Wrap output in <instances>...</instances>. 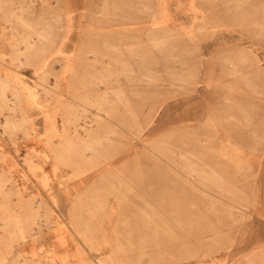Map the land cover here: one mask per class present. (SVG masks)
Here are the masks:
<instances>
[{"label": "rangeland", "instance_id": "1", "mask_svg": "<svg viewBox=\"0 0 264 264\" xmlns=\"http://www.w3.org/2000/svg\"><path fill=\"white\" fill-rule=\"evenodd\" d=\"M0 222V264H264V0H0Z\"/></svg>", "mask_w": 264, "mask_h": 264}, {"label": "bare ground", "instance_id": "2", "mask_svg": "<svg viewBox=\"0 0 264 264\" xmlns=\"http://www.w3.org/2000/svg\"><path fill=\"white\" fill-rule=\"evenodd\" d=\"M14 11V10H13ZM14 13V12H13ZM15 14V13H14ZM158 41V40H157ZM28 42V41H27ZM28 47V46H27ZM25 49V48H24ZM26 51V50H25ZM95 65V64H94ZM6 81V80H5ZM51 81V80H50ZM165 81H170L169 79H162L161 80V83H164ZM6 83V82H5ZM106 94V93H105ZM98 98V97H97ZM96 99V98H95ZM165 103H162V104H159V109H161L160 107L162 106V109H163V106H165L164 105ZM161 109V110H162ZM87 112V111H86ZM85 113V112H84ZM160 114V113H159ZM101 118V117H100ZM157 118H158V116H157ZM11 120V119H10ZM157 122V121H156ZM166 123V122H165ZM84 127V126H83ZM16 129V128H15ZM79 129V128H78ZM71 133V132H70ZM83 133V132H82ZM22 136V135H21ZM60 141V140H59ZM71 141V140H70ZM72 142V141H71ZM70 142V143H71ZM73 143V142H72ZM90 144V143H89ZM59 145V144H58ZM62 145V144H61ZM91 145V144H90ZM89 146V145H88ZM61 147V146H60ZM78 148V147H77ZM85 150V149H84ZM61 151H62V149H61ZM66 161V160H65ZM23 181V180H22ZM21 181V182H22ZM2 188V187H1ZM2 191H3V189H2ZM10 195V194H9ZM39 200H37V201H35V203H37ZM14 209H15V217H14V219H16V218H18V212H19V210H18V207H14ZM15 222V221H14ZM16 223V222H15ZM8 225L9 226V224H8V222H4V223H2V222H0V225L2 226V225ZM35 224L37 225V226H39V223H38V221H36L35 222ZM199 255H201V254H199ZM199 255H197V258L199 259L200 258V260H201V257L199 256ZM23 264V263H22ZM40 264V263H39ZM43 264V263H42ZM97 264H106V262L105 261H103L102 259H100V260H98V263Z\"/></svg>", "mask_w": 264, "mask_h": 264}]
</instances>
